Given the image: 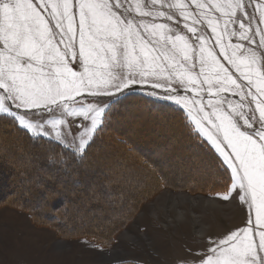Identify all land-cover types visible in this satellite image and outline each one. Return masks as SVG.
I'll return each mask as SVG.
<instances>
[{"label": "snow or ice", "instance_id": "obj_1", "mask_svg": "<svg viewBox=\"0 0 264 264\" xmlns=\"http://www.w3.org/2000/svg\"><path fill=\"white\" fill-rule=\"evenodd\" d=\"M132 11L123 0H0V120L34 139L77 119L87 139L62 146L83 163L119 115L113 101L150 85L146 95L178 106L160 109L222 169L221 198L246 209L198 264H264V0H160L156 11Z\"/></svg>", "mask_w": 264, "mask_h": 264}, {"label": "trees", "instance_id": "obj_2", "mask_svg": "<svg viewBox=\"0 0 264 264\" xmlns=\"http://www.w3.org/2000/svg\"><path fill=\"white\" fill-rule=\"evenodd\" d=\"M126 97L113 101L119 115L83 163H72L67 148L59 142L30 138L31 134L16 131L6 118L0 120V205L30 209L34 223L53 228L61 237L86 236L98 246L107 247L113 234L136 213L134 208L127 213L126 208L132 202L138 208L153 195L152 190L135 199L143 194L135 193L143 173L155 180L159 189L168 186L207 193L226 190L222 169L210 167L196 152L191 146L194 141L188 139L170 109H160L161 105L171 109L178 106L149 97L142 89L126 91ZM145 126L141 130L147 139H141L142 134L138 138L137 130ZM151 137L158 141L159 151L157 141ZM39 168L47 170L44 177L36 175ZM38 184L48 190L43 194L49 197L37 208Z\"/></svg>", "mask_w": 264, "mask_h": 264}, {"label": "rangeland", "instance_id": "obj_3", "mask_svg": "<svg viewBox=\"0 0 264 264\" xmlns=\"http://www.w3.org/2000/svg\"><path fill=\"white\" fill-rule=\"evenodd\" d=\"M123 2L126 6L132 5V15L136 16L135 7L137 5L145 11H156L160 0H157L155 8L152 6V0H123ZM166 2L175 3L177 0H166ZM202 2H208V0H202ZM219 2L227 3L230 0H219ZM193 11H195L194 8ZM157 22L166 21L158 20ZM168 23L174 32L180 31L181 34L191 38V34L183 29L182 24L177 27L174 23ZM199 27L205 30L206 34H210L206 23ZM232 42H236L235 37L232 38ZM257 51L264 55V50ZM137 86H140L139 89L141 88L145 94L151 87L140 84ZM157 92L159 94L162 90L157 89ZM169 102L174 104L172 101ZM144 110L146 109L144 108ZM131 119L128 118V120ZM143 128L146 126L137 128V137L139 138L142 134L141 139H147L141 130ZM44 130L49 135L42 137L50 138L60 144L73 141L75 136L72 147H76L82 136L87 139L82 126H79V121L75 118H67L58 129H52L51 125L48 124ZM37 131L41 130L37 129ZM57 131L60 132L59 139L56 137ZM152 139L156 140L155 138ZM160 149L158 143V151ZM22 159L24 160L23 157ZM177 163L174 162V165ZM46 172L47 170L39 168L36 175L44 177ZM186 174L190 176L191 173ZM193 174L194 176L197 175L196 173ZM36 180L41 181L42 179ZM38 185L42 189L37 186L39 188L36 194L38 201L34 205L37 208L45 203L49 197H45L48 190L46 191L44 187ZM148 191H152L153 195L144 199L138 208L133 206V202L126 208H129L127 213L132 208L135 209L133 213H136L124 227L119 228L113 234L112 243L107 247L98 246L86 236L61 237L53 228L34 223L30 209L21 210L11 204H1L0 264H118L128 261L140 264H198L200 255L207 250L210 239L215 240L229 230L242 226L246 216V209L241 208L239 201L221 198L220 193L224 191L216 193L192 192L184 188H170L168 186L159 189L157 182L143 173L138 182V187H135L136 194H141V192L143 194L137 196L136 201ZM179 193L188 198H193L195 203L181 202ZM171 209L174 210L171 211ZM152 210H158L159 214ZM180 210L183 211V215L177 217V212Z\"/></svg>", "mask_w": 264, "mask_h": 264}, {"label": "bare ground", "instance_id": "obj_4", "mask_svg": "<svg viewBox=\"0 0 264 264\" xmlns=\"http://www.w3.org/2000/svg\"><path fill=\"white\" fill-rule=\"evenodd\" d=\"M156 184V183H155ZM179 195V200L181 201V202H185V201H189V202H191V203H195V200H193V198H188L187 196H185L184 194L183 195H180V193L178 194ZM178 195H176V196H178ZM177 200V199H176ZM160 201H162V200H160ZM164 201V200H163ZM172 201H174V200H172ZM177 202V201H176ZM188 202V203H189ZM157 204V203H156ZM176 204V203H175ZM154 205V204H153ZM160 205V204H159ZM177 205V204H176ZM161 206V205H160ZM151 207V206H150ZM158 207V206H157ZM163 207V206H162ZM173 207V206H172ZM177 207V206H176ZM164 208V207H163ZM175 208V207H174ZM180 208V207H179ZM158 209V208H157ZM159 210V209H158ZM158 210L157 211H153V212H157L156 214H159V212H158ZM166 210V209H165ZM174 210V209H173ZM172 209H171V211H173ZM154 214V213H153ZM163 214V213H162ZM165 214V213H164ZM183 215V211L182 210H180L179 212H177V217L178 216H182ZM160 216H162V215H160ZM176 217V216H175ZM156 218V217H155ZM172 218V217H171ZM170 223V222H169ZM168 225V224H167ZM200 232V231H199ZM198 232V233H199ZM201 233V232H200Z\"/></svg>", "mask_w": 264, "mask_h": 264}]
</instances>
